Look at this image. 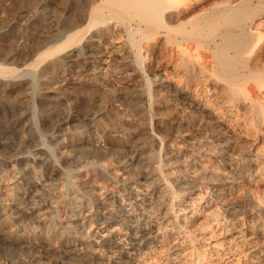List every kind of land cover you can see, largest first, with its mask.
Returning a JSON list of instances; mask_svg holds the SVG:
<instances>
[{
  "label": "bare ground",
  "instance_id": "1",
  "mask_svg": "<svg viewBox=\"0 0 264 264\" xmlns=\"http://www.w3.org/2000/svg\"><path fill=\"white\" fill-rule=\"evenodd\" d=\"M51 1L0 0L1 255L264 264V0Z\"/></svg>",
  "mask_w": 264,
  "mask_h": 264
},
{
  "label": "rangeland",
  "instance_id": "2",
  "mask_svg": "<svg viewBox=\"0 0 264 264\" xmlns=\"http://www.w3.org/2000/svg\"><path fill=\"white\" fill-rule=\"evenodd\" d=\"M55 1V2H54ZM52 2H53V4H52ZM50 8L51 9H53V10H55V11H59V10H63V7H62V5L59 3V0H52L51 2H50ZM35 122H36V124H37V126L38 127H41V123H40V120L38 119V118H35ZM88 132H90L89 133V137L91 138V139H94V137H95V131L93 130V128L91 127V126H89V128H88ZM46 141H50L49 139H47L46 138ZM69 197H73V194L70 192L69 193V195H68ZM58 215H57V217H58V219L60 218V216H63V214L65 215V214H67L68 213V211L67 210H65L64 208H62V205H60L59 207H58ZM62 211V212H61ZM65 211V213H63ZM67 211V212H66ZM3 253V252H2ZM16 253V252H15ZM3 255V256H2ZM1 255V251H0V264H12L11 263V260H10V258L8 257V256H6L5 254H2ZM5 255V256H4ZM225 260H223V261H221V264H225V262H224ZM165 263H167V262H164L163 264H165Z\"/></svg>",
  "mask_w": 264,
  "mask_h": 264
}]
</instances>
